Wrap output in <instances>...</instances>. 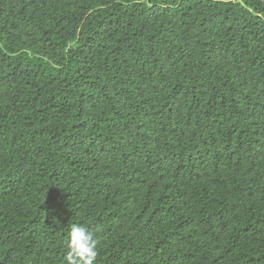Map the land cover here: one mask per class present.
I'll list each match as a JSON object with an SVG mask.
<instances>
[{
    "label": "trees",
    "instance_id": "trees-1",
    "mask_svg": "<svg viewBox=\"0 0 264 264\" xmlns=\"http://www.w3.org/2000/svg\"><path fill=\"white\" fill-rule=\"evenodd\" d=\"M264 264V0H0V264Z\"/></svg>",
    "mask_w": 264,
    "mask_h": 264
},
{
    "label": "clouds",
    "instance_id": "clouds-1",
    "mask_svg": "<svg viewBox=\"0 0 264 264\" xmlns=\"http://www.w3.org/2000/svg\"><path fill=\"white\" fill-rule=\"evenodd\" d=\"M94 232L81 224H72L66 236L65 264H95L98 256Z\"/></svg>",
    "mask_w": 264,
    "mask_h": 264
}]
</instances>
